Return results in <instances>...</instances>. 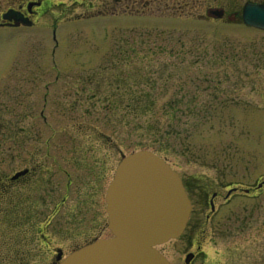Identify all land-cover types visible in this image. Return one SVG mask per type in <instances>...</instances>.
Here are the masks:
<instances>
[{
	"label": "rangeland",
	"instance_id": "1",
	"mask_svg": "<svg viewBox=\"0 0 264 264\" xmlns=\"http://www.w3.org/2000/svg\"><path fill=\"white\" fill-rule=\"evenodd\" d=\"M224 7L240 11L241 4ZM62 33L56 50L68 64L58 74L60 81L50 86L45 107L48 121L57 126L54 133L38 115L41 82L52 74L44 61L53 42L48 39L44 46L42 35L28 44L11 37L10 43L0 35V68L8 64L12 71L11 60L30 57L41 78L19 84L12 75L9 83H0V180L18 166V136L29 142H65L81 140L88 125L112 136L108 125L115 124L122 147L131 151L150 131L166 138L164 145L161 141L152 148L161 146V154L185 180L207 177L250 189L233 193L211 223H204L202 252L191 264H264V185L255 187L264 178V31L236 17L87 20L67 23ZM76 78L85 82L71 83ZM135 91L137 96L150 92L152 105L144 96L137 97L136 109L130 106ZM192 98L195 102L186 106ZM170 106L181 114L175 121L169 118ZM69 108L84 114L69 120L64 112ZM190 198L192 225L203 220L204 209L201 192H191ZM186 234L165 245L175 264H184L178 251Z\"/></svg>",
	"mask_w": 264,
	"mask_h": 264
},
{
	"label": "flooded vegetation",
	"instance_id": "2",
	"mask_svg": "<svg viewBox=\"0 0 264 264\" xmlns=\"http://www.w3.org/2000/svg\"><path fill=\"white\" fill-rule=\"evenodd\" d=\"M246 3L261 4L264 0H0V35L10 43H13L11 37H16L27 44L33 42L31 38L43 35L45 46L50 29L58 28L61 37L63 28L71 22L214 20L212 11L217 7L224 8L219 19H235L236 12H227L224 5ZM57 58L61 68L67 67L62 51L57 52ZM11 61L15 64L12 71L8 64L0 68V83H9L12 75H17L11 79L19 84H34L41 79L30 57L23 62ZM55 65L56 62L49 63L47 58L44 61V69H54ZM19 68H23L22 72H17ZM57 79L50 76L41 84L52 85ZM80 80L85 82L76 78L71 83ZM48 104L49 98L44 97L39 109L43 116H47ZM64 112L71 117L69 120L84 114L72 108ZM48 123V130L56 132V124ZM113 125H108L112 136L103 128L88 125L87 131L80 134L81 140L65 142L52 138L29 142L18 136V166L0 180V264H58L80 246L110 237L106 188L122 154L129 152L119 141L118 125ZM132 144L135 146V142ZM184 185L189 194L201 192L203 197L204 219L187 225L183 248L178 251L183 261L191 253L188 263L191 264L202 252L199 237L205 229L204 223H211L220 205L228 202L235 191L227 195L234 185L223 186L207 177H192L184 180ZM168 242L159 249L175 264L165 246ZM172 250L176 249L172 247Z\"/></svg>",
	"mask_w": 264,
	"mask_h": 264
},
{
	"label": "water",
	"instance_id": "3",
	"mask_svg": "<svg viewBox=\"0 0 264 264\" xmlns=\"http://www.w3.org/2000/svg\"><path fill=\"white\" fill-rule=\"evenodd\" d=\"M242 21L264 28V3L244 4ZM106 209L113 236L78 248L59 264H170L155 246L182 232L190 202L178 173L162 158L146 149L122 156Z\"/></svg>",
	"mask_w": 264,
	"mask_h": 264
},
{
	"label": "trees",
	"instance_id": "4",
	"mask_svg": "<svg viewBox=\"0 0 264 264\" xmlns=\"http://www.w3.org/2000/svg\"><path fill=\"white\" fill-rule=\"evenodd\" d=\"M137 104L139 105L140 104V102H141V100L140 99H137ZM175 117H177L176 116V114H173V112L170 114V119H174V121H175ZM167 134H168V131H167ZM152 140L151 141H148L147 143L149 144V145H153V144H160L161 143V141H162V143H163V145H164V143H165V140H166V138H164V136H160V135H158V136H153L152 135ZM159 148H161V146H156L155 147V149H156V151L158 150V151H160V149Z\"/></svg>",
	"mask_w": 264,
	"mask_h": 264
}]
</instances>
